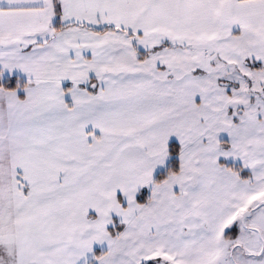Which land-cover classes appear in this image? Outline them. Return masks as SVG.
Wrapping results in <instances>:
<instances>
[{"label":"snow or ice","instance_id":"6c2138e0","mask_svg":"<svg viewBox=\"0 0 264 264\" xmlns=\"http://www.w3.org/2000/svg\"><path fill=\"white\" fill-rule=\"evenodd\" d=\"M0 264H264V0H0Z\"/></svg>","mask_w":264,"mask_h":264}]
</instances>
